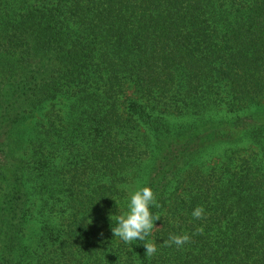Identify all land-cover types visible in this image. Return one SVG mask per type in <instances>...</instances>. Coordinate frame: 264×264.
<instances>
[{"label":"trees","instance_id":"1","mask_svg":"<svg viewBox=\"0 0 264 264\" xmlns=\"http://www.w3.org/2000/svg\"><path fill=\"white\" fill-rule=\"evenodd\" d=\"M0 264H264V0H0Z\"/></svg>","mask_w":264,"mask_h":264},{"label":"clouds","instance_id":"2","mask_svg":"<svg viewBox=\"0 0 264 264\" xmlns=\"http://www.w3.org/2000/svg\"><path fill=\"white\" fill-rule=\"evenodd\" d=\"M125 190H128L127 186ZM154 207H159V205L151 187H143L131 192L127 203L128 211L117 217L116 227L111 229L114 237L130 245L129 251H133L134 243L132 242L141 241L144 242L142 244L146 249L145 255L151 257L157 252L155 243L146 242L155 227V222L160 218L153 213L152 208ZM203 214L204 209L201 207L195 208L192 212V216L196 219H200ZM189 239L188 235H171L165 243L168 246L174 244L182 247Z\"/></svg>","mask_w":264,"mask_h":264},{"label":"rangeland","instance_id":"3","mask_svg":"<svg viewBox=\"0 0 264 264\" xmlns=\"http://www.w3.org/2000/svg\"><path fill=\"white\" fill-rule=\"evenodd\" d=\"M136 185H133V188L135 187Z\"/></svg>","mask_w":264,"mask_h":264}]
</instances>
